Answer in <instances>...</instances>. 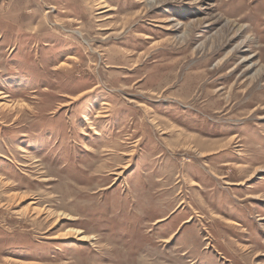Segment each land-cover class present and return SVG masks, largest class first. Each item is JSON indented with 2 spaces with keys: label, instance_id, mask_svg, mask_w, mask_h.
<instances>
[{
  "label": "rangeland",
  "instance_id": "rangeland-1",
  "mask_svg": "<svg viewBox=\"0 0 264 264\" xmlns=\"http://www.w3.org/2000/svg\"><path fill=\"white\" fill-rule=\"evenodd\" d=\"M0 264H264V0H0Z\"/></svg>",
  "mask_w": 264,
  "mask_h": 264
},
{
  "label": "bare ground",
  "instance_id": "bare-ground-1",
  "mask_svg": "<svg viewBox=\"0 0 264 264\" xmlns=\"http://www.w3.org/2000/svg\"><path fill=\"white\" fill-rule=\"evenodd\" d=\"M5 96H7V95H5Z\"/></svg>",
  "mask_w": 264,
  "mask_h": 264
}]
</instances>
